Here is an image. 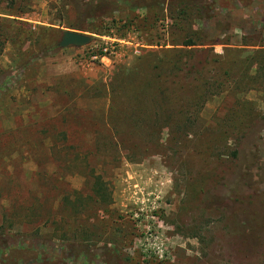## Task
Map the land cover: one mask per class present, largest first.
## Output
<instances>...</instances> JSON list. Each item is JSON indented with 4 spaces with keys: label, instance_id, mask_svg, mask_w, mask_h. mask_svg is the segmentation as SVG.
I'll use <instances>...</instances> for the list:
<instances>
[{
    "label": "rangeland",
    "instance_id": "1",
    "mask_svg": "<svg viewBox=\"0 0 264 264\" xmlns=\"http://www.w3.org/2000/svg\"><path fill=\"white\" fill-rule=\"evenodd\" d=\"M89 1L0 0L92 36L0 57V264H264V0L98 23Z\"/></svg>",
    "mask_w": 264,
    "mask_h": 264
},
{
    "label": "trees",
    "instance_id": "2",
    "mask_svg": "<svg viewBox=\"0 0 264 264\" xmlns=\"http://www.w3.org/2000/svg\"><path fill=\"white\" fill-rule=\"evenodd\" d=\"M210 4V0H90L86 5V13L82 14L80 18L83 22L91 19L98 23L121 11L132 12L142 9L152 11L168 8L170 11L175 10L178 17H181V19L185 21L186 18L190 16L189 14L201 18L203 12L209 8L207 6H213ZM193 11H195V14ZM60 20L61 24H59L58 27L54 24H52L54 26L49 27L42 25L34 27L24 16H0V56L3 55L6 44H20L21 47L26 45V55H30L33 60L26 62L25 67L26 71H28L34 65H37V62L59 53L63 49L59 47V41H54L53 38L62 35L65 31L62 29L63 19L61 18ZM66 30L88 32L91 29L86 25L83 27L70 25ZM205 35H208V30L202 31L195 38L188 37V39L182 43V46L190 48L197 45H207L206 43L209 41H207ZM211 41L209 43H212ZM172 52H175V57L178 59L177 63H179L182 59L190 58L193 51L177 49ZM7 75V72L0 68V89L5 87L4 85L6 84L4 81L7 80V78L3 80V77H7Z\"/></svg>",
    "mask_w": 264,
    "mask_h": 264
},
{
    "label": "water",
    "instance_id": "3",
    "mask_svg": "<svg viewBox=\"0 0 264 264\" xmlns=\"http://www.w3.org/2000/svg\"><path fill=\"white\" fill-rule=\"evenodd\" d=\"M91 42V34L76 30H65L59 39L58 45L61 49L83 48Z\"/></svg>",
    "mask_w": 264,
    "mask_h": 264
},
{
    "label": "crops",
    "instance_id": "4",
    "mask_svg": "<svg viewBox=\"0 0 264 264\" xmlns=\"http://www.w3.org/2000/svg\"><path fill=\"white\" fill-rule=\"evenodd\" d=\"M28 21H29V20H28ZM29 22H31V21H29ZM4 52H5V51H4ZM3 55H4V53H3ZM3 55H2V56H3ZM2 56H0V57H2ZM10 63H11V64L15 63V60H14V61H11ZM3 64H4V65H3ZM3 64H2V62H1V60H0V66H2V68L9 67V64H8V65H7V63H3Z\"/></svg>",
    "mask_w": 264,
    "mask_h": 264
},
{
    "label": "built area",
    "instance_id": "5",
    "mask_svg": "<svg viewBox=\"0 0 264 264\" xmlns=\"http://www.w3.org/2000/svg\"><path fill=\"white\" fill-rule=\"evenodd\" d=\"M107 50H105V52H106ZM101 56V55H100ZM102 56H104V53H102ZM98 57L99 56H97V55H95L94 57H93V59H98Z\"/></svg>",
    "mask_w": 264,
    "mask_h": 264
}]
</instances>
